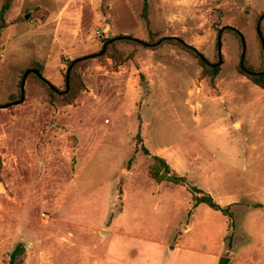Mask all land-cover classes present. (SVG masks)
<instances>
[{"label": "rangeland", "instance_id": "374dc122", "mask_svg": "<svg viewBox=\"0 0 264 264\" xmlns=\"http://www.w3.org/2000/svg\"><path fill=\"white\" fill-rule=\"evenodd\" d=\"M142 4L12 0L0 36V264L19 245L17 264H264V88L240 69L242 35L245 68L264 70V0H148V24ZM149 33L182 39L219 73L203 77L177 45H139ZM105 39L121 42L96 55ZM76 59L88 61L74 97L50 95L34 73L21 93L36 65L64 91ZM193 187L230 205L233 224L194 205Z\"/></svg>", "mask_w": 264, "mask_h": 264}, {"label": "trees", "instance_id": "16d2710c", "mask_svg": "<svg viewBox=\"0 0 264 264\" xmlns=\"http://www.w3.org/2000/svg\"><path fill=\"white\" fill-rule=\"evenodd\" d=\"M11 2H12V0H5V2L2 4V6L0 8V36H1V31L3 30V28L6 25L5 13L10 8ZM141 17L145 20V22L147 24L149 23V20H148V0H143ZM149 35H150L149 40L142 41V42H140L141 44H139V45L144 46V47L152 46L153 48L160 47L165 43L177 45L179 48L190 53L191 55H193L197 59L199 65L201 66L203 77L209 78L210 80H213L217 76V74L219 73V71H220L219 64L216 65L217 63H210L202 53H200L193 46L185 43L182 39L177 38V37H163V38H159V39H154L153 34L149 33ZM109 40L110 39H105V43L108 42ZM128 40H130L129 37L125 36L123 41H128ZM132 40L134 42H136L137 39H132ZM119 42H121V41H114V42L108 43L106 46V49H105V54H107L109 52H110V54H113V52L116 51V48H115L116 44ZM87 61L88 60H81L80 62H75L73 64V66L71 67L70 72H69V90L67 93L62 92L60 95H58L59 93L57 94V92L55 90H52L46 81H44L40 77L36 76L35 74H32V75L36 79H38V81H40L47 88L50 95L55 96V97H69L70 96V98H72V97H74L76 91L78 90L79 84H81L80 76L78 75L76 70L81 63H85ZM72 62H70L68 64V68ZM68 68H67V71H68ZM35 69L38 70L40 72V74L42 73V70L37 65L35 66ZM240 69H241V67H240ZM241 70L244 72V74H246L249 78H251L255 84H257L261 88H264V79H263L264 75L261 72L260 73L254 72L255 74H249V73H246L243 69H241ZM247 70L250 71L251 69H247ZM67 71H66V75H65V88H66ZM138 139H139V137H138ZM141 148H142V151L144 153L149 154L148 149L146 147L141 146ZM154 159L156 161L160 162L166 168V170H169L167 164L165 163V161L162 158L155 156ZM152 175H153V177H155L158 180L162 178L158 175V172H155V171L152 173ZM168 178L170 181H172L174 183L184 182L183 177H178L176 175L170 176ZM192 193L194 195V200H195L194 205L206 204L207 206H209L212 209L220 210V211H222V213H224L225 215H228L230 217L231 222L233 224V213H232V211H230V205L228 207H225V208L220 207V205L215 202V200L212 198V196L210 194L205 193V192L201 191V189H198L196 187L192 188ZM199 194H201V195H199ZM22 252H23V245H19L15 249V251L11 254L9 264H17L16 258L18 257V255L22 254Z\"/></svg>", "mask_w": 264, "mask_h": 264}, {"label": "water", "instance_id": "95a60500", "mask_svg": "<svg viewBox=\"0 0 264 264\" xmlns=\"http://www.w3.org/2000/svg\"><path fill=\"white\" fill-rule=\"evenodd\" d=\"M28 16H26L27 18ZM264 19V13L262 15H260L258 21H257V25H256V32H257V35L258 37L261 39V45H262V53H263V59H264V39H263V36H262V31H261V23ZM224 29H221L219 31V34H218V56H219V62L221 61V54H220V51H221V42H220V37H221V34H222V31ZM105 31H107V28H105ZM102 35H105V32L102 33ZM122 37H118V39H121ZM240 39H241V43H242V52H241V59H240V67L242 69H244V71L246 73H249V74H255L254 72H251L249 70H247L244 66V61H245V58H246V41L244 39V37L242 35H240ZM116 39H110L108 42L105 43V45L103 46L102 50L97 53L96 55H101L105 52V49H106V46L108 43H111V42H114ZM138 42H142L141 40H137ZM84 58H87V57H84ZM80 59H76L74 60L70 65H69V68H68V71H67V76H66V88L64 91H62L63 93H67L68 90H69V72H70V69L71 67L73 66V64L75 62H78ZM219 62L216 64L218 65ZM29 73H34L36 76L40 77L41 79H43L44 81H46L48 84L49 82L44 79V77L40 74V72L36 69H32V70H26L25 73H24V76H23V79H22V82H21V93H23L24 91V84H25V80H26V77ZM262 74L264 73V70L261 72ZM141 86L144 88V89H149L150 87V82L149 81H144V82H141L140 83ZM49 86L51 88H53L57 93L61 94L62 92L58 91L53 85L49 84ZM8 106V104H3V105H0V108H3V107H6ZM230 262V258L228 257H220L219 258V261H218V264H228Z\"/></svg>", "mask_w": 264, "mask_h": 264}, {"label": "flooded vegetation", "instance_id": "af4514ba", "mask_svg": "<svg viewBox=\"0 0 264 264\" xmlns=\"http://www.w3.org/2000/svg\"><path fill=\"white\" fill-rule=\"evenodd\" d=\"M260 39V38H259ZM260 42H261V39H260Z\"/></svg>", "mask_w": 264, "mask_h": 264}]
</instances>
